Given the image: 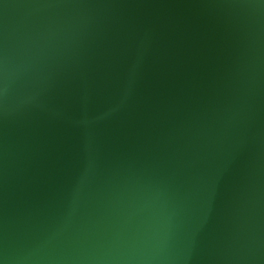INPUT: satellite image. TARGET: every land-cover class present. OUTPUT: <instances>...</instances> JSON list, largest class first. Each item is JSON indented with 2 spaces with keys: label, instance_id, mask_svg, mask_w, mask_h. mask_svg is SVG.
<instances>
[{
  "label": "water",
  "instance_id": "1",
  "mask_svg": "<svg viewBox=\"0 0 264 264\" xmlns=\"http://www.w3.org/2000/svg\"><path fill=\"white\" fill-rule=\"evenodd\" d=\"M0 264H264V0H0Z\"/></svg>",
  "mask_w": 264,
  "mask_h": 264
}]
</instances>
